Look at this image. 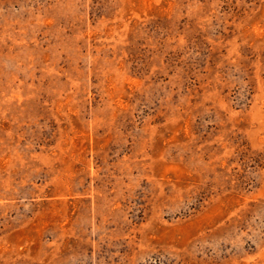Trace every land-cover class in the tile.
<instances>
[{"label": "rangeland", "instance_id": "rangeland-1", "mask_svg": "<svg viewBox=\"0 0 264 264\" xmlns=\"http://www.w3.org/2000/svg\"><path fill=\"white\" fill-rule=\"evenodd\" d=\"M0 264H264V0H0Z\"/></svg>", "mask_w": 264, "mask_h": 264}]
</instances>
